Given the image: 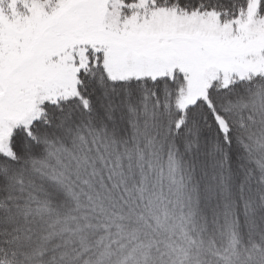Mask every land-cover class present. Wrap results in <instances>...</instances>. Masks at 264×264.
Wrapping results in <instances>:
<instances>
[{"label":"snow or ice","instance_id":"6c2138e0","mask_svg":"<svg viewBox=\"0 0 264 264\" xmlns=\"http://www.w3.org/2000/svg\"><path fill=\"white\" fill-rule=\"evenodd\" d=\"M0 264H264V0H0Z\"/></svg>","mask_w":264,"mask_h":264}]
</instances>
